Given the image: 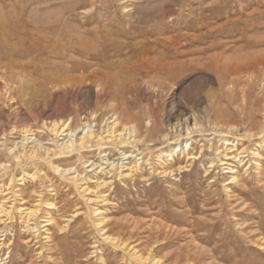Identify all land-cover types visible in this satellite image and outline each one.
Returning <instances> with one entry per match:
<instances>
[{"label": "rangeland", "instance_id": "rangeland-1", "mask_svg": "<svg viewBox=\"0 0 264 264\" xmlns=\"http://www.w3.org/2000/svg\"><path fill=\"white\" fill-rule=\"evenodd\" d=\"M259 1L0 0V162H8L7 168H0V184L14 176L16 186L10 190L1 186L0 199L10 197L7 206L41 203L30 227L17 211L13 219L0 214V264H145L120 240L110 241L109 234L141 250L152 248L149 252L165 264L178 255H189L194 262L181 264H264V247L257 243H264V69L256 70L258 78L251 83L250 72H237L241 31L250 28V19L251 24H264V0ZM51 26L62 32L64 40L80 34L93 46L103 44L110 67L98 78L81 82L89 71H60L74 62L25 53L29 43H41L45 34L55 38L48 30ZM247 36L262 37L264 30ZM15 49L17 55H4ZM250 51L262 54L264 45L245 53ZM68 53L80 62H94L79 52ZM129 67L134 69L131 76L125 73ZM115 106L121 108L123 121L129 118L137 126L141 141L93 145L56 158L63 136L43 126L44 119L61 116L78 122L89 110L102 115ZM190 115L203 127L192 135L185 125ZM30 126L33 142L26 148L19 143L15 149L24 156L17 162L9 148L16 147ZM225 138L228 147L247 148L241 163L223 159L233 166L220 161L216 148L225 149ZM186 140L194 158L179 153L174 173L161 174V167L155 171L159 149H171ZM38 141L55 148L47 162L41 160L44 155L35 160L27 155ZM122 151L142 158L141 170L133 178L120 181L115 176L109 179L106 172L88 171L86 160L89 164L105 157L113 160ZM143 159L153 162V169ZM129 161L122 162L134 165ZM51 162L73 167L92 179L112 180L99 188L105 201L88 203L86 192L69 176L57 174ZM177 166L185 169L176 170ZM227 167L237 172H228ZM24 170L39 175L19 184L16 177ZM233 174L238 181L228 183ZM87 185L97 189L94 182ZM46 199L54 204L52 208H46ZM94 206L106 213L101 227L96 224ZM48 217L54 222L44 226Z\"/></svg>", "mask_w": 264, "mask_h": 264}, {"label": "bare ground", "instance_id": "bare-ground-1", "mask_svg": "<svg viewBox=\"0 0 264 264\" xmlns=\"http://www.w3.org/2000/svg\"><path fill=\"white\" fill-rule=\"evenodd\" d=\"M258 9L259 8L257 7V10ZM43 19L44 18H42L41 21H43ZM41 21H40V23H42ZM45 21L46 20H44V22ZM250 21L252 23V19H250ZM242 22L243 23H247V21L245 19L242 20ZM251 23H250V28L248 30L244 29L240 33L239 41L242 44L239 46L238 50L240 51L241 54L239 55V58H238V60H239L238 67L236 66L237 67V72H239V73H249L250 72V77H249L250 80H251L250 83L251 82H256V80H257L256 78H258V74H257L256 70H260V72H261V70L264 69V53L259 54V53H256L255 51H250V52H246L245 53L246 49H252V48H255L257 46L264 45V36H262V37L258 36L260 38H258V37L257 38H252V37L247 36V33H249L250 31H257L258 29L264 30V24L261 23V22H256L257 24H251ZM48 30H52L53 31V33L55 35V38H53V37L49 38L45 34V36L43 37V41L42 42L40 41L41 43H37V42H32L31 44L29 43V46H27V48H26L27 52H25V53H28L30 56H32V58H34V56H35V55L33 56V53H36L38 56L57 57V58H62V60H64V62H74V64H72L70 66V68L61 67L60 71L64 72V71H67V69H68V71H79V70L89 71L88 72L89 73L88 77H86L85 79L83 78L84 80L82 79L81 82L85 81L86 79H90L91 77L98 78L99 76H101L103 74L104 68H109L110 67L111 63L108 61L109 59L107 60V58H105V56H104L105 46L103 44H97V45L93 46L91 43H88L87 41H85L84 35H80V34H78V36H74L69 41H68V39L64 40V38L62 36V32L58 28H56L55 26L49 27ZM138 32L142 33L143 30L139 29ZM44 33H43V35H44ZM71 33H72V31H71ZM73 33H74V31H73ZM49 34L52 35V33L50 31H49ZM30 41H32V40H30ZM17 49L19 50L20 48L17 47ZM69 50H71L73 52H79V56L85 55L86 59H89L90 61L92 59V60H94V62H91V63L90 62H80L79 59H75V57L72 56L73 54H69L68 53ZM19 51H22V50H19ZM10 52H12V51H10ZM10 52H7V53L5 52L6 54H4V55H6V57L10 58V57H12V55H17V53H19V52H17L16 49L13 51L12 54H10ZM22 53H24V52H22ZM46 57H44V58H46ZM34 61H35V59H34ZM81 61H83V60H81ZM31 64H33V63H31ZM39 64H40V62H39ZM163 65L165 66V64H163ZM167 66H169V64H166V67ZM36 67L37 66L35 64L34 71L38 70ZM131 70H134V69L129 67L128 71H125V73H129L130 76H131V72H132ZM255 72H256L257 75L255 74ZM117 74H119V73H117ZM132 76H133V74H132ZM262 76L264 77V75H262ZM48 79H50L49 75H48ZM87 85H88V83H87ZM98 87H99V85H98ZM261 95L263 96V94H261ZM244 96H246V95L243 94V96H242L243 97L242 98L243 101L246 100V97L244 98ZM260 97L258 98L259 100H260ZM254 99H256V98H254ZM251 101H253V100H251ZM249 105H250V103H249ZM111 109H112L111 112H107L106 114H102V115L99 114V112L97 110H89V111L85 112V114L81 115V118H80V120L78 122H75L74 120H72V118H69L68 120H65L61 116H59V117L57 116L58 118H56V119H51V118L44 119V121H43L44 124H42L43 126H45L52 134L56 135L57 137L63 136V138H61L62 142L58 144V148H59L58 152L55 151L56 158H61L63 156V154L67 153V152H72L73 153V152H78L79 150L80 151L81 150L82 151H86L87 148H89V147H91L93 145H96V146H98L100 148V147H103L106 144H110V143L113 144V145H116L117 143L118 144H127V143L136 142V141H141L140 137L138 136L139 132H138L137 126L134 123H132L129 120V118H126L127 119V120H125L126 122L123 121L124 119L123 120L121 119V117H124V115L121 112L122 111L121 108H119V106H115V107H112ZM242 109H243V106H242ZM247 112H249V111H247ZM247 114H249V113H247ZM185 119H186L185 120L186 132L188 134H191V133H193L194 130H198L199 128L202 127L200 122H199V120L196 117H193V116L190 115V116H187ZM191 119H193V123H192ZM243 119H245V118L243 117ZM248 122H249V120H248ZM177 126L180 127L181 125L177 124ZM31 129H32V127L31 128H29V127L26 128L24 130L25 135L23 136L22 140L19 141L18 144H16V147H10L9 148L10 154H12V156L15 159V161H17V162H21L22 161V157L24 155H23V153L16 151L15 148H19V143H21L20 147H25V145H27L28 143L33 142V141H30L32 139V136L31 137L29 136L30 132L32 134V130ZM33 130H35V129H33ZM61 139H59V140H61ZM34 142H35V139H34ZM223 144L225 145V149L224 150L220 151L219 148H216V151H218V154H220V156H221L220 158L219 157L218 158L220 159L222 164H227V165L228 164H232V163H229L230 161L227 162L225 160L234 159V160H238L240 163L243 161L244 158L242 159V155H244V153H247V148L244 147V148L239 149V148L236 147V145L228 147L229 140L226 139V138L224 139V143ZM191 147L192 146L189 144V140H186L185 142L176 144L171 149L165 150V149L160 148L159 149L160 152H158L156 154V159H155L156 160V164H158L159 166H157L155 171H158L160 169V167H161V170H160L161 174L162 173H164V174L174 173V171H175L174 169L175 168L173 169V166H174L175 156H178L179 153L180 154L181 153L182 154L185 153V156L188 159L189 158L190 159L194 158L191 155V153H190ZM54 149L55 148L52 149L49 146H45L41 141H38L35 145H33L32 147H30V149L27 150V155H28L29 158H32V160L33 159L35 160L37 157L41 158V156L44 155L45 158H43L41 160H43V161L45 160L47 162V159L50 158L51 151L54 150ZM133 154H134V152H129L128 153V152L122 151V152L119 153L120 156H117L113 160H111V157L108 158V157H105V155H104L105 158H103V160H100V162L93 161L90 164H89L88 160H86L85 162H86V164H88L89 167H91V169L88 170L89 172H91L93 169H94L93 171H95V173H97V172L98 173L99 172H102V173L106 172L107 174H109L108 175L109 179H110V177L112 178L113 176H115L116 179H118L120 181H123L124 179H127V178H133L134 175L137 173V171L141 170L140 169L141 168L140 159H142V158L141 157L138 158V154L137 155H133ZM256 155L259 156V153L257 152ZM124 159L125 160L126 159H132V161H129V164H131V162H133L134 165H124V163L122 162ZM223 159H225V160H223ZM116 160H118V161H116ZM148 161L149 160H147V159H145V161L143 159V162H146V164L150 166L149 168L153 169V167H154V166H152L153 162H148ZM85 162H83V163H85ZM255 162H257L256 164H258L257 166L260 165L259 160L258 161L256 160ZM216 163H218V162H216ZM103 164H107V167H105ZM50 165H51L52 169L57 174H60V175H63V176H69V179L72 181V183H74L75 186H78L79 189L82 188L86 192L85 195L87 197H85V198H86V201L88 203H90V204L91 203L92 204L93 203L99 204V203H101V202L103 203V201H105V199H100L101 197H105L106 195H103L100 192L99 188H103V187H106L107 185H111L112 184V180H106V179L101 178V177H99L97 179H92V178L86 177L85 175L81 174L79 172V170H76V169L74 170L73 167H61L60 165H57V164H55L53 162H51ZM142 165H144V164H142ZM214 165H215V162L211 161V165L210 166H214ZM232 165L234 166V164H232ZM7 166H8V162H3V161L0 162V168H7ZM183 168L184 167H182V166L181 167L177 166L176 170H182ZM227 168L229 169L228 172H231V173L237 172V170H234L235 167H227ZM112 171H114V172L112 173ZM40 172H42V170H40ZM38 173L39 172H37V171L32 172V170H31V171L28 172V171L24 170V171H22L21 175L16 177V178L19 181V184H24L25 180L27 178L35 179L39 175ZM231 176H232V179L228 183H231L232 181H235V180L238 181L237 180L238 175L233 174ZM89 182H94L96 184V188L97 189H90V187L87 185ZM1 186L5 187L6 190L15 189L16 186H14V176L10 177V181L7 184H0V187ZM4 190H2V192H5ZM7 194H8V192L4 193V195H7ZM89 194L90 195L91 194L94 195L95 198L90 197ZM9 198H5V199L2 198V200L0 199V214H2L3 217H7L6 219H13L14 218V212L17 211V212H19L21 214V217L25 221L24 223H27L28 227L33 225L34 224V220H36L38 218V216H39L41 203H36L34 205V207H24L22 205L21 206H15L13 204H11L10 206H7L6 201L9 200ZM44 205L46 206V208H52L54 206V204L52 202H50L48 199H46L44 201ZM92 211L94 212L93 213L94 215L98 216V218L96 219V224L99 227H101L105 223V218L107 219V217L105 216L106 213L104 211H102L100 209V207H98V206L97 207L94 206ZM47 214H49V213L47 212ZM31 221H33V222L31 223ZM45 221H47V223L44 226H48L52 222H54L53 218L51 219L50 217H48V219H46ZM128 221H129V219H128ZM130 225H131V223H130ZM109 227H110V225H109ZM163 227H166V226H163ZM35 228H37V225L36 226H32V229H35ZM147 229H148V227H147ZM103 230L104 229L102 228L101 231H103ZM133 231H135V230H133ZM107 238L110 239V241H114V242L117 241L118 243H119V240H120L121 241L120 245H122L123 247H126V249L131 253V255L135 259H138V261L142 260L145 264H165V262L163 261L162 258L158 257V255H155L156 253L155 254H151L149 252V251L152 250V248L150 250H147V251L141 250V249L137 248L138 245H133L131 243H127L128 240L118 239L117 236H114V235H111V234H109L107 236ZM256 239H258V238H256ZM141 241H143V240H141ZM257 243L261 244V247L262 246L264 247V245H263L264 243H262V242L260 243V241L257 242ZM149 246H150V244H149ZM193 252L195 254V250ZM152 253H153V251H152ZM196 253H197V251H196ZM196 256H197V254H196ZM177 257H179V258L173 259L172 262H169L168 264H179V263L181 264V262H183V261L184 262L185 261L186 262L187 261L190 262L191 258H192V257L189 258V255L186 256V257L178 255ZM192 263H194V262H192ZM195 264H196V262H195Z\"/></svg>", "mask_w": 264, "mask_h": 264}]
</instances>
